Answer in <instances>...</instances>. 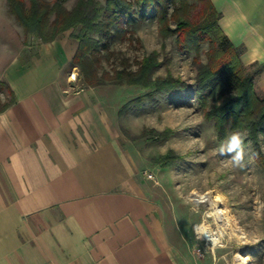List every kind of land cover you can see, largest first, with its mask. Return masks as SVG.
Instances as JSON below:
<instances>
[{
    "label": "crops",
    "instance_id": "1",
    "mask_svg": "<svg viewBox=\"0 0 264 264\" xmlns=\"http://www.w3.org/2000/svg\"><path fill=\"white\" fill-rule=\"evenodd\" d=\"M211 1L264 93V0ZM76 42L0 46L17 99L0 112V264H211L137 177L102 87L73 90Z\"/></svg>",
    "mask_w": 264,
    "mask_h": 264
},
{
    "label": "rangeland",
    "instance_id": "2",
    "mask_svg": "<svg viewBox=\"0 0 264 264\" xmlns=\"http://www.w3.org/2000/svg\"><path fill=\"white\" fill-rule=\"evenodd\" d=\"M97 1L105 5V0ZM76 2L70 0L66 7L71 9ZM189 2L192 6L187 17L195 19L202 3ZM133 10H137L136 5ZM160 26L158 17L150 13L135 29L128 27L124 38L112 40L110 52L101 50L93 59V70L101 77L123 66L135 70L145 56L156 53L159 66L153 78L171 76L185 84L184 88L166 93L153 86L119 85L108 80L100 86L107 108L115 113L123 147L137 167V177L153 194L166 220L182 232V248L199 257L195 248L204 244L196 239L193 225L205 220L218 240L213 250H205L202 259L206 262L264 264V171L256 161L255 144L248 140L242 149L236 147L238 140L247 137L246 131L228 130L226 139L219 140L214 122L206 119L198 102L196 76L199 64L208 62L209 44H202L197 53H188L178 44L176 34L164 35ZM170 27H177L176 20L170 19ZM67 34L78 46L79 28ZM0 35V46L15 50H33L41 43L35 33H27L10 14L7 0H0ZM2 61L6 58L0 57ZM72 72L76 73L75 80L70 79ZM65 76L73 90L90 87L78 66L72 65ZM257 95L264 97V93ZM7 97V91L1 90L0 99L4 102ZM138 99L141 105L132 103ZM130 103L133 105L122 111ZM259 146L264 153L262 135ZM204 194L217 201L195 202L198 195ZM214 204L227 215L226 229L209 216L216 209Z\"/></svg>",
    "mask_w": 264,
    "mask_h": 264
},
{
    "label": "trees",
    "instance_id": "3",
    "mask_svg": "<svg viewBox=\"0 0 264 264\" xmlns=\"http://www.w3.org/2000/svg\"><path fill=\"white\" fill-rule=\"evenodd\" d=\"M68 1L7 0V5L24 30L35 33L43 43L79 28L72 65L81 69V75L90 87L104 85L107 80L119 85L153 86L161 93L185 87L183 81L171 76L153 78L159 66L156 53L145 56L135 70L123 66L101 77L93 70L95 54L101 50L110 52L112 40L124 38L128 27L135 29L150 13L158 17L164 35H177L178 44L186 52L197 53L202 44L208 43V62L199 64L196 76L198 102L206 119L214 122L219 140L226 139L228 130L247 132V137L238 140L236 147L242 149L248 140H252L256 161L264 171V153L259 146L260 136L264 137V97L257 95L255 72L242 63L243 49L234 45L221 29L218 23L221 13L211 0H200L201 12L195 19L187 17L192 6L190 0H105L104 6L97 0H77L71 9L66 7ZM171 18L177 22L175 29L170 27ZM1 90L8 93L6 101L0 99V112H3L17 99L7 83L0 82ZM132 103L139 106L141 100ZM130 105L133 104L125 105L122 111Z\"/></svg>",
    "mask_w": 264,
    "mask_h": 264
},
{
    "label": "bare ground",
    "instance_id": "4",
    "mask_svg": "<svg viewBox=\"0 0 264 264\" xmlns=\"http://www.w3.org/2000/svg\"><path fill=\"white\" fill-rule=\"evenodd\" d=\"M195 202H209L210 204H213V201H217V198L215 197L214 199H211V196L209 194H204V195H198L197 198L194 199ZM213 200V201H212ZM215 205V204H214ZM218 206V205H217ZM216 207V209H214L211 213H210V217H213L215 219V221L218 223V225L222 228V229H226L228 227V221L226 220V216L224 213L225 211L220 208V207ZM205 227H203L202 229H200V233L203 235V237L207 238L208 240H213L214 244L218 242L217 237H215L214 235H211L207 230L204 229Z\"/></svg>",
    "mask_w": 264,
    "mask_h": 264
},
{
    "label": "built area",
    "instance_id": "5",
    "mask_svg": "<svg viewBox=\"0 0 264 264\" xmlns=\"http://www.w3.org/2000/svg\"><path fill=\"white\" fill-rule=\"evenodd\" d=\"M73 77H75L76 79V73L72 72L70 79L71 80H75ZM148 178H152V175L148 174L147 175ZM205 220H203L201 223H196L193 225V231L195 234L196 239L200 242H202L204 244L203 246H197L195 248V253L199 256L202 257L205 255V250H213L214 247V242L213 240H208L207 238L203 237V235L200 233V229H202L203 227H205L204 229L207 230L211 235L215 236V232L212 231V229L210 228L209 225H205Z\"/></svg>",
    "mask_w": 264,
    "mask_h": 264
},
{
    "label": "snow or ice",
    "instance_id": "6",
    "mask_svg": "<svg viewBox=\"0 0 264 264\" xmlns=\"http://www.w3.org/2000/svg\"><path fill=\"white\" fill-rule=\"evenodd\" d=\"M75 79V77H73Z\"/></svg>",
    "mask_w": 264,
    "mask_h": 264
}]
</instances>
